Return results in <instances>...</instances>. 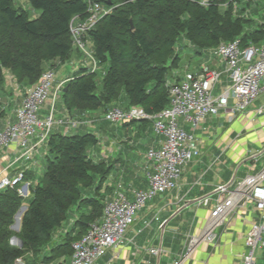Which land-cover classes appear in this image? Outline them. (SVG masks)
I'll use <instances>...</instances> for the list:
<instances>
[{
    "label": "trees",
    "instance_id": "16d2710c",
    "mask_svg": "<svg viewBox=\"0 0 264 264\" xmlns=\"http://www.w3.org/2000/svg\"><path fill=\"white\" fill-rule=\"evenodd\" d=\"M28 1L41 11L37 19L16 7L14 0H0V95L6 71L18 84L32 87L54 61L69 60L75 48L71 24L76 17L85 20L89 16L85 0ZM99 1L112 11L87 37L93 42L95 59L107 65V70L97 80V73L82 69L80 76L67 82L61 97L70 113L100 108L106 112L107 107L123 100L127 109L143 107L151 114L168 108V79L180 61L176 46L181 38L199 49L236 38L243 47L264 42V23L252 26L244 16L234 15L232 5L223 8L219 0L208 5L200 0ZM244 10L246 7L241 12ZM96 143L93 133L51 132L46 142V171L42 181L30 187L28 199L17 188L0 191V264H13L24 252L11 246L9 240L15 216L25 202L28 209L21 220L19 238L24 249L34 252L27 264H65L66 258H71L72 243L102 218L105 207L100 190L110 169L89 154ZM93 190L95 195L90 194ZM73 211L78 213L74 224L57 237L71 222Z\"/></svg>",
    "mask_w": 264,
    "mask_h": 264
},
{
    "label": "crops",
    "instance_id": "0c3cea01",
    "mask_svg": "<svg viewBox=\"0 0 264 264\" xmlns=\"http://www.w3.org/2000/svg\"><path fill=\"white\" fill-rule=\"evenodd\" d=\"M203 1L200 0V3ZM73 21L79 24L83 20L76 17ZM87 44L90 45L89 50ZM189 44L187 48L193 52L195 64L181 67L184 50L179 45L176 55L180 61L170 72L168 86L180 82L187 74L204 78V70L208 68L220 75L214 89L215 96L230 89L233 80L225 61L216 54L218 46L199 49L190 41ZM86 49L93 53V42L89 37L86 38ZM48 69L54 71L57 85L61 81L80 76L82 69L92 71L93 64L75 47L69 60L54 61ZM106 70L107 65L97 62L95 73L100 71L104 75ZM29 88L18 84L14 76L6 71L4 89L0 95V131L8 123L16 121V111ZM261 99L264 96L258 100ZM234 103L231 97L230 105L234 106ZM52 104L51 96L44 105L51 109ZM127 105L123 100L107 108L127 109ZM253 105L246 112L232 118L223 111L218 115H209L196 129L182 117L178 118L179 126L192 134L199 143L201 155L183 168L179 187L150 200L137 213L134 224L125 234L124 243L109 249L95 264H244L243 255L248 251L247 235L253 224H261V212L252 202L228 215L224 225L216 229L217 237L213 243L201 242L189 254L188 249L191 237L201 235L207 225L215 204L217 187L227 185L235 189L243 179L257 174L264 167V163L260 170L254 167L247 169L246 166L241 172L245 163L264 158V112L259 113L264 105ZM43 107L40 109L41 115H45ZM104 112L105 109L100 108L96 111L70 113L64 108L61 97L55 105V116H69L80 124L76 128L56 125L52 133H93L97 143L89 154L96 163L104 162L105 167L110 169L100 190L101 195L105 196V204L120 194L131 201L135 191L149 187L153 164L146 158V154L160 147L162 137L155 133L152 122L115 124L104 119ZM37 143V135L29 141L31 146ZM48 154L46 143L38 146L29 160L22 158V149L17 144L0 148V179L13 178L21 172L27 173L25 182L29 183L27 191L30 195V187L40 183L37 175L41 173L44 176ZM90 194L95 195V191ZM206 199H209L208 204H205ZM77 217L78 213L73 211L71 222L66 223L58 231L59 234H65ZM153 248L159 249L161 254L150 253ZM63 260L61 258L60 261ZM65 264H71L70 257L66 258ZM257 264H264V248L257 250Z\"/></svg>",
    "mask_w": 264,
    "mask_h": 264
},
{
    "label": "built area",
    "instance_id": "2783aa9c",
    "mask_svg": "<svg viewBox=\"0 0 264 264\" xmlns=\"http://www.w3.org/2000/svg\"><path fill=\"white\" fill-rule=\"evenodd\" d=\"M85 1L89 5V16L79 24L73 21L71 34L75 47L87 55L93 64L92 72H95L97 60L86 49V38L88 32L112 9L104 8L99 0ZM209 2L210 0H205L201 4L208 5ZM216 54L225 61L233 80L230 89L220 96L214 95L220 75L207 68L204 70V78L187 74L180 82L169 85L170 105L159 113L151 114L138 106L129 109L113 107L104 113V119L115 124L150 120L162 141L159 148L151 149L146 154V158L153 164L148 189L135 191L131 201L120 194L113 201L107 202L102 218L93 222L87 232L72 243L71 264H95L109 249L122 245L137 213L155 196L179 187L183 168L201 155V147L194 136L179 126V117L196 129L209 115H218L223 111L232 118L238 113L246 112L264 96V42L243 47L241 39L236 38L231 42L220 43ZM68 81L55 85L54 71L45 70L37 84L30 87L23 97L16 111V121L8 123L0 131V148L17 144L22 149V158L29 160L37 147L47 142L55 125L76 128L80 123L73 118L55 116V105ZM51 96L53 104L50 114L44 118L40 115V109ZM231 97L235 101L234 106L230 105ZM263 112L264 108H261L259 113ZM36 135L38 143L29 145L30 139ZM8 187L17 188L22 197L29 196V183L25 182L24 172L13 178L0 179V191ZM216 194L207 225L201 235L191 237L188 254L201 242L213 243L217 237L216 229L224 225L228 215L252 202L261 212V224L252 225L246 238L248 251L243 258L244 264H257V250L264 248V167L257 174L243 179L235 189L227 185L218 186ZM208 202L209 199H206L205 204ZM150 253L160 255L161 251L153 248ZM15 264L24 262L18 258Z\"/></svg>",
    "mask_w": 264,
    "mask_h": 264
},
{
    "label": "rangeland",
    "instance_id": "374dc122",
    "mask_svg": "<svg viewBox=\"0 0 264 264\" xmlns=\"http://www.w3.org/2000/svg\"><path fill=\"white\" fill-rule=\"evenodd\" d=\"M14 2H15L16 7L23 8L28 13V15H29V17L31 19H37L40 16V14H41V11L33 8V6L30 4V2L28 0H14ZM248 2L250 3V6H247ZM218 4L223 5L224 6L223 8H227L230 5H232L233 6L234 15L236 17L244 16L245 18H247L248 20L251 21L252 26L256 25V24L264 23V21L262 20V15L264 13V0H243L241 3H239L238 0H230V1L229 0H226V1L225 0H219ZM242 7H246V10H244L243 12H241ZM179 45H180V47L182 46V50H184V53L182 54L183 58H182L181 67L184 68V66H186V65H190V66L194 65L195 64L194 63L195 59H194V56H193V52H190L191 51V50H189L190 48L189 49L187 48L188 45L190 46L189 40L181 38L177 42L176 48H178ZM87 49L88 50L90 49V45L89 44H87ZM189 53H191V57L190 56L187 57V55H189ZM84 57H85L86 60H88V57H87L86 54H84ZM101 77H102V74L99 71V73H97V80H100ZM262 104L264 105V99L258 100L253 105V107H257L258 105L261 106ZM44 107H45V105H44ZM43 112H45V115H41V113H40V115L42 117H44V118L48 117V115L50 114V106H46ZM56 117H57V115H56ZM263 163H264V158L263 157L259 158L258 160L254 159V161H250V162L245 163V165H243V167L241 169V172H243L245 170L246 166H247V169H250L251 167H254V168H256V170H258V169L260 170V168L262 167ZM37 176H39L40 182H41L42 179H43V174L40 173V175H37ZM24 198L28 199V197H24ZM23 206L28 207V203L25 202L23 204ZM24 213H23V215H24ZM23 215H22V217H23ZM22 217H21V220H22ZM15 224H16V216H15V222L11 226V229L14 232V234L10 238L9 243H10L11 246L19 248L20 250L24 251L22 256L19 257V259H21L24 262V264H27V261L29 259L33 258L32 256H33L34 252H33L32 249H28V248L24 249L23 248L22 240L19 238V232H20V229H21V224H20V229L19 230H16L13 227ZM59 235L60 234L57 233V237ZM15 262H16V260H15ZM15 262L13 264H15Z\"/></svg>",
    "mask_w": 264,
    "mask_h": 264
},
{
    "label": "water",
    "instance_id": "95a60500",
    "mask_svg": "<svg viewBox=\"0 0 264 264\" xmlns=\"http://www.w3.org/2000/svg\"><path fill=\"white\" fill-rule=\"evenodd\" d=\"M67 91V88L65 89V92ZM27 210L26 206H23L21 210L17 213L16 215V224L13 226L16 230L20 229V224H21V217L23 213Z\"/></svg>",
    "mask_w": 264,
    "mask_h": 264
}]
</instances>
